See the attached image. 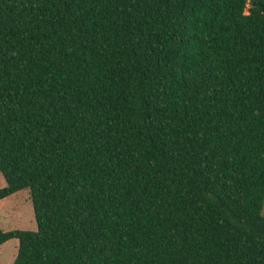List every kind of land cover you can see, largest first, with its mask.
Returning <instances> with one entry per match:
<instances>
[{"label": "trees", "instance_id": "trees-1", "mask_svg": "<svg viewBox=\"0 0 264 264\" xmlns=\"http://www.w3.org/2000/svg\"><path fill=\"white\" fill-rule=\"evenodd\" d=\"M0 174L12 264H264V0H0Z\"/></svg>", "mask_w": 264, "mask_h": 264}, {"label": "rangeland", "instance_id": "rangeland-1", "mask_svg": "<svg viewBox=\"0 0 264 264\" xmlns=\"http://www.w3.org/2000/svg\"><path fill=\"white\" fill-rule=\"evenodd\" d=\"M249 4L247 5V8ZM247 12V9H246ZM6 186L0 174V188ZM264 216V204L261 212ZM0 228L3 231L25 230L35 231L33 208L28 189L20 190L0 200ZM18 241L12 239L0 246V264H12L16 257Z\"/></svg>", "mask_w": 264, "mask_h": 264}]
</instances>
